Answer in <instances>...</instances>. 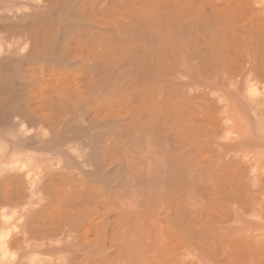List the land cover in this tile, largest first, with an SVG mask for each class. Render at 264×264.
Returning <instances> with one entry per match:
<instances>
[{"label":"bare ground","instance_id":"bare-ground-1","mask_svg":"<svg viewBox=\"0 0 264 264\" xmlns=\"http://www.w3.org/2000/svg\"><path fill=\"white\" fill-rule=\"evenodd\" d=\"M0 264H264V0H0Z\"/></svg>","mask_w":264,"mask_h":264}]
</instances>
